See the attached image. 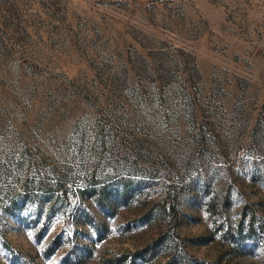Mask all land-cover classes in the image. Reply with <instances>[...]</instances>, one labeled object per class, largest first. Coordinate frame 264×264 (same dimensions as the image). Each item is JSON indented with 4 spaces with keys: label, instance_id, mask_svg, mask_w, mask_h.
<instances>
[{
    "label": "rangeland",
    "instance_id": "374dc122",
    "mask_svg": "<svg viewBox=\"0 0 264 264\" xmlns=\"http://www.w3.org/2000/svg\"><path fill=\"white\" fill-rule=\"evenodd\" d=\"M133 261L264 264V0H0V264Z\"/></svg>",
    "mask_w": 264,
    "mask_h": 264
},
{
    "label": "trees",
    "instance_id": "16d2710c",
    "mask_svg": "<svg viewBox=\"0 0 264 264\" xmlns=\"http://www.w3.org/2000/svg\"><path fill=\"white\" fill-rule=\"evenodd\" d=\"M154 253H155V252L153 251L151 255H153ZM143 257H145V256H143ZM133 264H136L135 261H133ZM170 264H172V263H170Z\"/></svg>",
    "mask_w": 264,
    "mask_h": 264
}]
</instances>
